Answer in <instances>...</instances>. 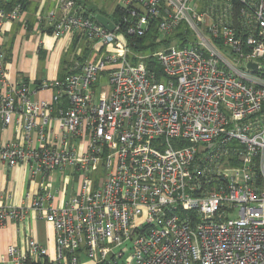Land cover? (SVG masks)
Instances as JSON below:
<instances>
[{
	"label": "built area",
	"instance_id": "2783aa9c",
	"mask_svg": "<svg viewBox=\"0 0 264 264\" xmlns=\"http://www.w3.org/2000/svg\"><path fill=\"white\" fill-rule=\"evenodd\" d=\"M21 10L0 8V23ZM114 11L112 32L76 0L47 13L54 38L85 41L95 56L41 85L54 89L51 101L8 83L0 45V163L28 167L38 182L31 208L55 232L52 258L32 240L7 255L14 264H264V0H116ZM153 22L156 42L170 44L132 54L126 37ZM68 169L82 177L80 192L54 206L48 177ZM22 217L0 206V224Z\"/></svg>",
	"mask_w": 264,
	"mask_h": 264
},
{
	"label": "crops",
	"instance_id": "0c3cea01",
	"mask_svg": "<svg viewBox=\"0 0 264 264\" xmlns=\"http://www.w3.org/2000/svg\"><path fill=\"white\" fill-rule=\"evenodd\" d=\"M13 0H0V8L6 9ZM58 0H24L20 15L0 23V45L4 52L3 67L7 81L11 85H24L33 91V98L51 101L54 89L43 87L61 81L69 72L68 64L62 61H77L83 47L78 44L71 49L74 38L64 35L54 38L49 32L45 19L54 9ZM87 12L101 15L110 21L115 8L106 5L107 0H78ZM10 10V9H9ZM81 47V48H80ZM93 58L94 55L91 54ZM90 56V57H91ZM54 129L55 124H53ZM13 125H9L1 134L4 141L14 139ZM78 177L77 190L68 185ZM82 177L70 169L53 172L47 183L55 191L54 206L65 204L70 197L77 195L81 189ZM38 190V182L29 177L28 167L18 164L12 169L0 163V206L9 205L23 208V217L7 220L0 224V264H14L7 255L9 246L21 252L27 250L30 240L45 247L49 257L54 255L55 232L51 224L40 219L31 208L33 195Z\"/></svg>",
	"mask_w": 264,
	"mask_h": 264
},
{
	"label": "trees",
	"instance_id": "16d2710c",
	"mask_svg": "<svg viewBox=\"0 0 264 264\" xmlns=\"http://www.w3.org/2000/svg\"><path fill=\"white\" fill-rule=\"evenodd\" d=\"M76 1H78V0H76ZM16 3H19L21 5V7L23 8L24 0H13L5 10L11 9ZM117 16H118L117 12L113 11L112 20H115L117 18ZM157 36H158V34H157L156 25L153 22L150 25V27L148 28V30L146 31V33L144 34V36H142L140 38L126 37V41H127V45H128L132 54L145 56L148 54L147 53L148 51L153 50V47L155 46L153 44V40H155V38H157ZM177 36H180V33H177ZM170 39L171 38H166L165 41L166 40L170 41ZM147 42H150V43L146 44ZM78 44H80L79 46L83 47V49H81V51H82L81 56L76 57V60L80 61V64H83L86 60H88L90 58L91 49L88 47V44L85 41H78L77 38H74L72 40L71 49L75 48ZM130 62L132 64H135L137 61H135V59H132V61H130ZM142 62L144 63V65L146 66V68L148 70L154 71L157 76H161V71L159 69V66L153 58L147 57ZM62 63L66 64L67 62L62 61ZM72 67L73 66L69 67L68 74L70 73V70Z\"/></svg>",
	"mask_w": 264,
	"mask_h": 264
},
{
	"label": "rangeland",
	"instance_id": "374dc122",
	"mask_svg": "<svg viewBox=\"0 0 264 264\" xmlns=\"http://www.w3.org/2000/svg\"><path fill=\"white\" fill-rule=\"evenodd\" d=\"M107 4L106 5H108V7H110L111 8V6H112V4L113 3H116V0H107ZM170 42H171V39H170V41L169 40H166L165 41V39H162L160 42H156V38H155V40H153V44L155 45L154 47H153V50H150V51H148L147 53V55H145V56H148V55H150V54H152V53H154V52H157V51H161L162 49H164V48H166L169 44H170ZM150 42H147L146 44H149ZM92 58H93V56H91L90 57V60H92ZM67 63L66 64H68V68L70 67V66H78V65H81L80 64V61H66ZM66 64H63V65H66ZM105 82V79L104 78H102L101 79V81H100V83H104ZM93 178L96 180V178H97V176L96 175H93ZM78 177H76V180H75V182H70L69 183V185H68V190L70 189V187H72V189H74L75 191L77 190V186H79L78 185ZM236 217V215L235 214H233L232 216H231V218H235Z\"/></svg>",
	"mask_w": 264,
	"mask_h": 264
},
{
	"label": "water",
	"instance_id": "95a60500",
	"mask_svg": "<svg viewBox=\"0 0 264 264\" xmlns=\"http://www.w3.org/2000/svg\"><path fill=\"white\" fill-rule=\"evenodd\" d=\"M95 19H96V21L101 25V26H103L106 30H108L109 32H112L113 31V24H112V22L109 20V19H107V18H105V17H103V16H101V15H95ZM248 67L249 68H252V69H256V65L255 64H252V63H249L248 64Z\"/></svg>",
	"mask_w": 264,
	"mask_h": 264
}]
</instances>
